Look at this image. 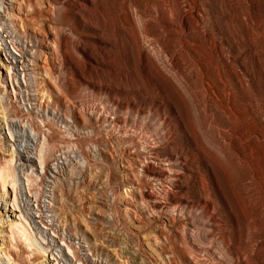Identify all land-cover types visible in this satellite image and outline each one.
Instances as JSON below:
<instances>
[{
	"label": "rangeland",
	"instance_id": "obj_1",
	"mask_svg": "<svg viewBox=\"0 0 264 264\" xmlns=\"http://www.w3.org/2000/svg\"><path fill=\"white\" fill-rule=\"evenodd\" d=\"M31 1V14L37 15L34 22L26 20V24L37 32L41 42L56 38L57 53L61 57L55 61L39 44L49 57L47 67L54 73H59L56 66L62 69L59 79H51L54 84H48L50 109L57 104L62 112L71 115L69 123L78 122V129L82 130L74 132L75 125L72 129L53 121V113L44 114L31 108L32 103L24 98L20 100L19 92L26 89V80L22 75L15 78L14 69H8L11 53L19 54V51L9 45L7 55L2 50L4 41L0 37V173L6 159L13 158L17 180L14 187L4 188L0 174V264H90L80 260V255L101 256L105 264L110 261L118 264L121 261L120 264H207L214 261L209 251L216 249V240L200 234L207 221L201 206L215 201L220 207L217 212L231 230L235 232L240 228L236 214L228 207L224 184L220 188L214 184L209 163L202 157L203 149L214 154L219 152L213 134L215 126L212 125L213 130L205 129L195 108L188 112L182 105L179 107L171 88L160 93L154 92L146 81L136 85L142 81L140 68L133 72L135 83L130 90L120 89L121 71L113 65H101L102 60H111L113 64L118 59L117 51L104 52L99 40L90 35L91 31H86L91 29L95 13L82 15L79 10H72L82 0ZM245 1L179 0L187 19L195 26H203L205 33L195 30L187 36L195 62L187 60L184 54L177 62L183 73L202 67L209 76L205 84L213 99L210 105L226 110L229 99L220 89L223 85L217 74L222 69L244 70L251 86L259 93L264 117V0ZM79 45L86 48L87 56L79 52ZM70 54L78 62L88 64L87 68L83 66L82 74L73 73L72 60L69 64L65 62V55ZM95 59L96 65L89 66ZM241 98L246 100L249 95L245 92ZM231 102H235L233 96ZM22 106L25 112L35 111V123L45 134L43 139L50 148L49 155L52 157L59 150V155H55L57 164H62L66 158L79 159L81 165L76 168L82 167L81 177L66 174L63 178L61 215L46 222L29 214L23 202L26 196L34 197L33 191L46 172V164L41 163L38 151L27 159V172L23 173L19 167L17 155L24 152L16 138L18 129L14 127L13 116ZM185 111L196 123L194 134L181 119ZM184 118H188L187 115ZM221 119L228 122L224 116ZM167 124L172 127L171 133L166 131ZM29 126L28 120L19 130L30 129ZM260 129L264 137V122ZM86 132L91 135H85ZM165 133L168 134L163 139ZM178 155H185L187 174L177 185H170V192L165 194L161 191L162 176L153 165L148 168L145 161L153 157L160 163L168 158L174 160ZM252 163L258 167L264 181V139ZM154 197L161 201L159 205L153 203ZM239 214L237 211L239 221H243ZM19 220L27 224L37 251L28 250L13 237L11 227ZM59 224L61 229H58ZM64 224L74 232L73 238L64 233ZM78 248H83L82 253Z\"/></svg>",
	"mask_w": 264,
	"mask_h": 264
},
{
	"label": "bare ground",
	"instance_id": "obj_2",
	"mask_svg": "<svg viewBox=\"0 0 264 264\" xmlns=\"http://www.w3.org/2000/svg\"><path fill=\"white\" fill-rule=\"evenodd\" d=\"M78 3V6L72 7V10H79L82 15L83 13L86 15L88 12L95 13V18L93 22L91 21V29L86 31H91L92 34H89L99 40L101 50L107 52L114 49L118 53V59L113 64L111 60H102L101 65H113L114 68L121 71L119 72L121 81L118 86L120 89L130 90L129 88L135 83L133 72H135V68H140L139 79L142 81L136 82V85H142L146 81L152 85L154 92L159 91L160 93L164 89L166 91L167 87L171 88L170 90H173L175 94V102L179 107L182 105L188 112L195 108L194 111L200 115V120L205 129L210 127L213 130L212 125L215 126L216 133L214 131L213 134L217 146L219 145L217 148L219 152L214 154L203 149L202 157L209 163L214 184L218 188L224 184L228 207L236 214V224L240 225V228L238 227L239 229L235 232L231 230V226L217 212L220 207L216 205L215 201H209L201 206L207 221L204 223V225L206 224L205 228L201 230L200 234L203 237L211 238L213 241L216 240L214 247L218 250L211 249L209 251L213 255L214 261L207 264L213 262L215 264H239L241 262L242 264H264V181L261 179L258 167L252 163V159L255 160L257 153H259L264 139L260 129L264 117L259 93L251 86L249 77L244 73V70H220L217 75L223 85L220 89L224 92V96L229 99L228 108L226 110L210 105L209 102L213 99L205 84V79L208 80L209 76L200 67V63H198L200 68L191 69L192 73H183L178 68L177 61L182 59L183 54L188 58L187 60L195 62L193 60L194 53L188 47V34L195 30L205 33L203 26V28L195 26L187 19L185 9L179 0H82ZM31 6H33L31 0H0V37L4 41L2 50L8 55L9 51L7 50H9V45H12L19 51V54L11 53L12 57H10L8 69H14L13 76L15 78L22 75L26 80V89L19 92L22 96H20V100L24 98L28 103H32L33 107L31 108L44 111V114L53 113V121L67 124L70 128L75 125L76 127L72 129L78 133L82 128L78 129L80 126H78V122L76 124L69 123L71 115L64 111L63 113L57 104H54L53 108L50 109L49 101L51 99L48 100L50 86L48 84L49 82L53 83L51 79L55 80L56 77L59 79V73L62 72V69L56 66L59 71V73L56 72L58 75L56 76V73L47 67L49 57L42 52L39 44L46 48V51L52 55L55 61L61 57L57 53L58 41L56 38H49L46 42H41L37 32H33L26 24V20L34 22V17L37 15L35 14L33 17ZM32 29L36 30L35 28ZM59 45L61 48L63 47L61 42ZM85 49L83 45L78 46L79 52L87 56ZM70 60L73 62L71 68L74 74H82L83 66L86 68L88 66L85 61L83 63L78 62L71 54L65 55L67 64L70 63ZM96 61V59L95 62L91 61L89 66L96 65ZM153 81H155V85ZM245 92L249 95L248 100L241 98ZM231 96L235 100L233 103ZM131 98L134 99V95ZM16 102L18 101L16 100ZM172 103L174 104V102ZM24 110L25 107L22 106L20 112L13 116L16 121L14 127L18 129V137L16 138L24 152L20 154L18 152L19 167L24 170L23 173L27 172L29 169L27 159H30L33 152L40 151L41 163L46 164V170H44L46 172L41 181L38 182L37 190L33 191L34 197L26 196L23 202L29 214L40 217V221L46 222L61 215L63 178L67 177L66 174H70L72 177H81L82 167L78 170L76 168L81 165L79 159L66 158L62 164H57L58 158H55L57 153L52 157L51 154L49 155L50 148L48 149V144L43 139L44 133L35 123V116L33 115L35 111L26 110L25 112ZM36 114L45 118L37 112ZM186 115L188 118H184ZM183 116L181 119H184L183 122L187 130L194 134L197 128L192 116L186 111ZM223 116L227 118L228 122L222 121ZM28 120L30 121V129L19 130V126ZM171 128L167 124L166 131L171 133ZM87 132L85 135H91L90 132ZM33 134L35 136H32ZM167 134H163V139ZM50 152L52 151L50 150ZM26 155L28 157H25ZM155 159L153 157L148 158L145 162L148 168L153 165L155 171L160 173L163 179L161 191L168 194L171 190L170 185H177L178 181H181L187 174L188 167H184L185 155H178L174 157V160L168 158L165 161H160V163H157ZM71 172H75V175ZM0 174L4 188L15 186L17 180L13 168V158L6 159ZM31 176L29 174L28 178ZM157 197H154L153 203L159 205L161 201ZM237 211L242 215L240 218H243V221H241L242 219L239 221ZM61 227L59 224L58 229ZM63 227L64 233L73 238L74 232L68 228L69 226L64 224ZM11 228L14 238L22 242L28 250L37 251L31 232L24 221L19 220ZM82 251L83 248H78L79 253ZM217 252L220 253L217 254ZM87 256L80 255V260L84 259L86 263L89 262L90 264H105V261L101 260V256L98 258H87ZM107 263L118 264L113 263V261Z\"/></svg>",
	"mask_w": 264,
	"mask_h": 264
},
{
	"label": "built area",
	"instance_id": "obj_3",
	"mask_svg": "<svg viewBox=\"0 0 264 264\" xmlns=\"http://www.w3.org/2000/svg\"><path fill=\"white\" fill-rule=\"evenodd\" d=\"M60 152H62V151H60ZM57 155H59V150L57 151ZM57 155H56V156H57ZM60 156H61V154H60Z\"/></svg>",
	"mask_w": 264,
	"mask_h": 264
}]
</instances>
